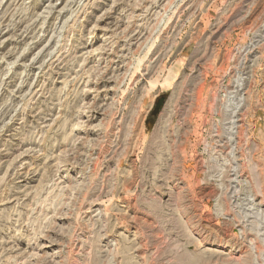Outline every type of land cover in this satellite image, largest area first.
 <instances>
[{
  "label": "rangeland",
  "instance_id": "obj_1",
  "mask_svg": "<svg viewBox=\"0 0 264 264\" xmlns=\"http://www.w3.org/2000/svg\"><path fill=\"white\" fill-rule=\"evenodd\" d=\"M0 264H264V0H0Z\"/></svg>",
  "mask_w": 264,
  "mask_h": 264
}]
</instances>
